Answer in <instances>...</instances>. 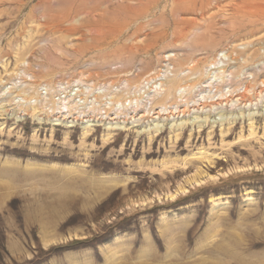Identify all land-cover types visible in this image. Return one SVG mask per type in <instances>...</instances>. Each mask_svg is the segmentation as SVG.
I'll list each match as a JSON object with an SVG mask.
<instances>
[{
	"label": "rangeland",
	"instance_id": "obj_1",
	"mask_svg": "<svg viewBox=\"0 0 264 264\" xmlns=\"http://www.w3.org/2000/svg\"><path fill=\"white\" fill-rule=\"evenodd\" d=\"M0 264H264V0H0Z\"/></svg>",
	"mask_w": 264,
	"mask_h": 264
},
{
	"label": "built area",
	"instance_id": "obj_2",
	"mask_svg": "<svg viewBox=\"0 0 264 264\" xmlns=\"http://www.w3.org/2000/svg\"><path fill=\"white\" fill-rule=\"evenodd\" d=\"M9 89V88H8ZM44 93V94H43ZM50 90L42 87L40 89L39 92V97H40V101H38L37 99L34 98V100L28 101L27 100H21V98H25L24 96H20L18 97V100L15 99V103L16 104H36L37 102H43L46 103V105L48 104V101H50ZM44 96V97H43ZM54 103H56V108L55 109V113L57 112V116L55 117L57 120H65L66 122L72 123H78V122H83V123H91V121L93 120H97V118L95 119H86V118H82V116L84 115L82 112L83 109V104H85L86 102H83L81 99V96L79 95V93H75V94H71L70 92H68V90L66 88H64L63 86H60V90L57 92V94L55 95V99ZM52 100V102H53ZM35 101V102H34ZM75 101L74 105L72 106V103H69ZM67 102V103H65ZM67 104V106L69 107V109L67 110V108H65L64 106ZM73 108V109H72ZM78 117H81L78 119Z\"/></svg>",
	"mask_w": 264,
	"mask_h": 264
},
{
	"label": "bare ground",
	"instance_id": "obj_3",
	"mask_svg": "<svg viewBox=\"0 0 264 264\" xmlns=\"http://www.w3.org/2000/svg\"><path fill=\"white\" fill-rule=\"evenodd\" d=\"M133 11V10H132ZM140 11H141V9H140ZM212 78V77H211ZM172 83V82H171ZM176 86V85H175ZM183 88V87H182ZM147 89V88H146ZM159 90V89H158ZM158 90H156L157 92H158ZM160 90H162V89H160ZM149 91H150V89H149ZM153 91H155V90H153ZM185 91V89L183 88V89H181V91L180 92H184ZM151 93V92H150ZM159 94H161V93H159ZM155 95H157V93L155 94ZM154 95V96H155ZM156 97V96H155ZM127 103V102H126ZM68 104V103H67ZM67 104L64 106L65 108H67V109H69V107L67 106ZM122 106V105H121ZM85 130H87V129H85Z\"/></svg>",
	"mask_w": 264,
	"mask_h": 264
}]
</instances>
